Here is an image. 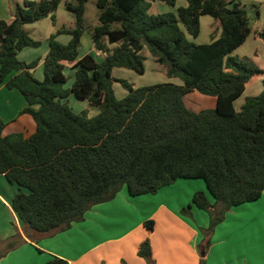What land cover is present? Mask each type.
Returning a JSON list of instances; mask_svg holds the SVG:
<instances>
[{
    "label": "trees",
    "instance_id": "obj_1",
    "mask_svg": "<svg viewBox=\"0 0 264 264\" xmlns=\"http://www.w3.org/2000/svg\"><path fill=\"white\" fill-rule=\"evenodd\" d=\"M60 1H25L23 7L15 5L10 22L0 20V87L21 94L27 106L20 114L35 125L25 138L3 136L0 122V175L21 189L10 206L25 237L33 241L70 229L123 186L130 197H138L155 195L180 179H202L212 201L198 191L192 204L209 216L203 257L225 214L257 201L264 190V71L230 56L251 33L241 0H183L186 6L174 14L153 15L148 13L152 2L173 7L178 0H97L90 39L104 57L89 53L80 59L88 0L67 2L74 28L49 37L39 81L31 73L38 62L17 59L22 49L38 46L22 26L52 14ZM202 16L212 18L220 34L215 38L213 27L212 41L197 45L188 37L197 38ZM61 34L69 36L65 45L56 41ZM258 37L264 42V33ZM144 49L168 79L181 85L134 88L111 76L115 68L143 75ZM63 63L72 65L69 90L63 88ZM254 77H262L260 94L246 98L236 111L234 101ZM113 82L126 92L121 100L114 97ZM193 91L215 98V107L188 109L183 97ZM69 94L98 113L75 114L64 102ZM143 227L151 232L153 220ZM137 255L153 264L148 239ZM45 264L68 262L51 256Z\"/></svg>",
    "mask_w": 264,
    "mask_h": 264
},
{
    "label": "crops",
    "instance_id": "obj_2",
    "mask_svg": "<svg viewBox=\"0 0 264 264\" xmlns=\"http://www.w3.org/2000/svg\"><path fill=\"white\" fill-rule=\"evenodd\" d=\"M245 1L257 2L258 4L251 3L249 10L247 5L244 4ZM154 3L161 8V12L156 14L168 13L169 10H174L175 13L177 8L186 6L185 1L178 0L175 6L166 10L168 7L165 8V4L162 2H152L150 7ZM241 4L247 13L251 33L233 53L235 54L248 46V51L252 56V59H250L253 61L251 63L264 71V45L259 43L258 37L259 33H264V0H241ZM256 12L258 13L257 16ZM206 17L209 16H202L199 19L200 32L196 39L200 37L202 22L210 23L211 32L214 27L215 38L220 34V29L215 27L213 21H209ZM251 39L256 42L248 43ZM211 41L210 35L206 42H200L197 45L209 44ZM91 50H94L92 43ZM21 51L18 53L17 59L26 64L29 63L19 58ZM96 55L101 58L104 57V55L98 53ZM36 69L35 73L32 74L33 77H35ZM39 76L36 79L40 81L43 75L39 73ZM261 80L262 77H257L255 81L252 80L239 98L248 92L250 85L255 84L254 91L256 94L261 92L262 89L258 83H261ZM249 97L255 96L246 98ZM26 106L18 91L7 90L3 86L0 87V122L5 124L2 131L3 136L11 133H21L27 138L34 132L35 125L31 117L27 114H20ZM20 190L18 186L9 184L0 175V264H45L51 256L64 259L68 264H147L144 259L137 255L139 245L145 239H148L150 244L153 264H198L200 260L203 261V264H252V262L248 263L246 260L242 261L241 259L243 257L242 245L244 242L243 239L238 238L237 234L244 232L242 228L231 230L227 235L229 237L214 240V237L218 234V227L215 228L210 238V246L205 255L201 257L200 247L205 238L196 227L180 215L185 210L186 203L189 205V202H179L176 209L165 195V201L140 199L141 203L151 204L149 211L143 212L142 218H137L138 220L133 226L125 227L122 232L116 233L117 227H120L125 220L116 219V215L112 211L115 207L114 198L109 202L92 207L91 211L85 214L82 223H76L79 225L73 224L70 229L64 232H58L49 237H34V240L30 241L25 237L23 227L10 206L12 196ZM194 191L203 192L209 201H212L201 185H198ZM157 194L158 192L155 195ZM155 195L149 196L154 198L152 196ZM121 196V198L128 201L125 195L121 194ZM263 201L264 190L258 199V202ZM188 209V214L193 217V207L189 206ZM148 219L154 222L151 232H147L143 227V223ZM251 222H253V217L248 223ZM76 226L78 229H76ZM248 227H250V233L247 234V237L252 241L255 228L253 225H248ZM73 231L77 234H73ZM9 243L14 244L12 249L8 248Z\"/></svg>",
    "mask_w": 264,
    "mask_h": 264
},
{
    "label": "rangeland",
    "instance_id": "obj_3",
    "mask_svg": "<svg viewBox=\"0 0 264 264\" xmlns=\"http://www.w3.org/2000/svg\"><path fill=\"white\" fill-rule=\"evenodd\" d=\"M25 1H32L38 3L41 0H0V20L5 22H10L12 20V13L15 8V5H19L23 7ZM97 0H88L85 3L84 10V27L85 30L80 40V47L78 49V59L83 57L90 52L96 55L94 50H91V39L90 32L97 25V8H96ZM67 2H75V0H61L58 4L56 10L49 14L47 17L40 19L31 24H25L22 26V30L31 38L33 41L38 43V46L35 48H24L19 54V58L21 60H25L27 62L37 61V71L34 75L35 79L39 76V73L42 74V65L44 58L46 56L48 50V39L52 34H55L56 31L59 30H72L74 28V18L71 13H69L65 5ZM260 2V1H259ZM252 4H258L257 2H251ZM249 1H245L244 4L247 5V9L250 10ZM166 10H169V7L165 4L164 6ZM157 12H161L160 6L157 4H152L148 10L149 14H156ZM163 12V11H162ZM168 13H173L174 10H169ZM52 15L54 19H52ZM209 21L214 20L212 18L206 17ZM264 23V22H263ZM210 23L206 24L202 22L201 26V34L198 39H191L188 37L190 41L194 44H199L200 42H206L208 40V36L211 35V28L209 27ZM56 41L62 45H65L69 41V36L66 34L58 35ZM256 42L255 40H249L248 43ZM259 43L264 45L263 40L259 38ZM249 47L246 46L242 50L237 53L230 54L231 57L239 58L246 60L249 64L254 66L253 61H251L252 56L250 51H248ZM252 50V48H251ZM145 60H144V74L139 75L131 70L115 68L111 72V76L117 80H124L127 83L131 84L134 88H140L145 86H152L158 84L172 83L175 85H181V81L177 78L168 79L164 73V69L162 66L157 65L152 57L149 55L148 51L144 49L143 51ZM244 56V57H243ZM251 58V59H250ZM64 69L63 74L66 78V82L63 86L64 89L69 90L72 82H73V70L70 64L63 63ZM35 69L32 70V74L35 73ZM257 77L253 78V81L256 80ZM259 87L262 89V85L260 82ZM255 84L250 85L248 88V92H246L241 98H238L234 102V108L236 110H240L241 106L244 104L246 97L248 96H256L255 93ZM112 89L114 93V97L117 100H121L126 95L125 90L121 87L119 83L113 82ZM184 104L188 109L193 112H198L204 109H213L215 107V98L203 96L196 91L190 92L183 97ZM65 104L74 112L75 114L84 115L86 117H92L98 113L97 108L89 106L87 102L76 99L72 94H69ZM198 185H201L204 190H206L205 183L202 179H180L177 180L176 183H173L170 186L165 188H161L158 190V194L152 196L143 195L138 197L130 198L128 196L126 188L123 186L122 189L115 196L114 209L112 210L114 215H116V219H124L125 222L117 227V232H122L125 227L133 226L139 218H142L143 212L149 211L151 204L141 203L140 199H156L157 201H165V196L171 201L175 208H178V204L186 203L184 209L186 213H180L185 219H187L203 236L204 231L209 227V216L206 212L198 210L192 204V196L194 195L195 188ZM122 195L127 197L128 201L124 198H121ZM165 195V196H164ZM131 199V200H130ZM255 201L250 204H244L239 207L231 208L224 216V220L216 226L217 233L214 237V240H220L222 238L229 237L228 233L232 230L243 229L244 232H239L237 234L238 238L243 239L242 248H243V257H241L242 261L246 260L248 263L252 262V264H264V201L258 202ZM257 203V204H256ZM193 207L194 216L191 217L187 211H189L188 207ZM94 207V206H93ZM92 209V208H91ZM88 210L86 213H89ZM84 214V216H85ZM253 217V222L248 223L249 220ZM138 218V219H137ZM149 220V219H148ZM82 223V222H81ZM76 224V223H74ZM73 225V224H72ZM79 225V224H76ZM248 225H253L254 236L253 240L250 241L247 237L249 235L250 227ZM220 226V227H219ZM247 226V227H246ZM76 229L77 226H76ZM224 231V232H223ZM73 234H77L74 231ZM198 264H201L199 261Z\"/></svg>",
    "mask_w": 264,
    "mask_h": 264
}]
</instances>
